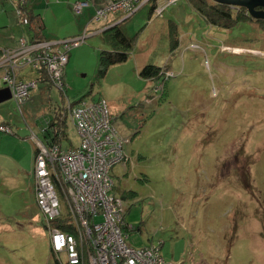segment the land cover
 Masks as SVG:
<instances>
[{
  "label": "rangeland",
  "instance_id": "1",
  "mask_svg": "<svg viewBox=\"0 0 264 264\" xmlns=\"http://www.w3.org/2000/svg\"><path fill=\"white\" fill-rule=\"evenodd\" d=\"M78 1L86 0H26L23 11L47 18L43 35L49 39L107 21L92 19L104 0H88L81 13L74 9ZM20 2L0 0L1 48L26 31ZM122 20L113 14L108 21ZM171 24L178 28L174 50ZM120 26L136 36L126 61L101 75L100 54L109 46L101 35L89 36L70 52L64 91L39 80L21 108L13 98L0 103V124L13 130H0V264H59L36 201L31 134L42 138L51 120L66 116L63 147H76L68 99H106L113 125L129 139L127 159L111 171L129 244L159 245L176 264H264L263 28L252 21L230 29L212 25L189 0L168 6L162 16L148 3ZM165 62L174 76L162 98L154 90L160 80L139 71ZM21 72L40 75L31 66ZM3 82L0 69V87Z\"/></svg>",
  "mask_w": 264,
  "mask_h": 264
},
{
  "label": "built area",
  "instance_id": "2",
  "mask_svg": "<svg viewBox=\"0 0 264 264\" xmlns=\"http://www.w3.org/2000/svg\"><path fill=\"white\" fill-rule=\"evenodd\" d=\"M177 1L105 0L96 9L93 20L108 21L113 14H121L126 19L148 3L153 14L162 16ZM87 6L88 0L78 1L74 9L81 13ZM17 12L25 24L30 23L23 8L18 7ZM88 37L86 26L80 34L60 41L21 36L16 47L2 49V79L19 108L37 87V80L20 77L21 70L27 66L45 67L51 82L64 91V67L70 52ZM164 74L166 78L174 75L171 71ZM66 110L79 135L76 147L66 148L54 140L39 138L34 131L31 134L37 147L36 201L46 219L52 251L59 264H176L163 257L159 245L137 248L127 242L123 199L114 193L111 171L127 159L124 145L129 139L120 135L113 125L108 101L83 100L73 104L68 99ZM0 130L13 131L3 124ZM48 130L50 136L56 132L49 125L45 128ZM54 220H62L74 230L66 231L54 224Z\"/></svg>",
  "mask_w": 264,
  "mask_h": 264
},
{
  "label": "trees",
  "instance_id": "3",
  "mask_svg": "<svg viewBox=\"0 0 264 264\" xmlns=\"http://www.w3.org/2000/svg\"><path fill=\"white\" fill-rule=\"evenodd\" d=\"M189 1L194 6V8L200 13V15L204 17V19L207 22H209L212 25H216L221 28H224V29H230L240 21L252 20V16L249 14L247 9L243 7H234V6H230L226 4H220V3L215 2L214 0H189ZM26 6H27L26 0L19 3V7L23 8L24 10L26 9ZM25 12H26V15L29 17L30 23L28 25H30V28L32 31V35L29 38H32L34 40H50V39H47L43 35V30L45 29V23L42 18V15L33 13L32 11H28V12L25 11ZM151 13L153 14L152 7H151ZM124 20L125 19H123L122 21ZM121 22H117L115 24L109 23L108 25H106V27L101 32V37L103 41L109 46V49L102 50L100 54L99 73L101 75H104L105 73H107L110 66L117 64V63H122L126 61L127 59H129L133 51L134 44L136 41V36L135 38L133 36H128L122 30L120 26ZM258 22L261 23V27L264 30V20H258ZM177 29L178 28L175 24H171L170 41H171L172 50H174L179 44V37L177 34ZM3 48H8V47H3ZM3 48H0V54ZM69 58H70V55H69ZM33 69L38 70L40 72V75L38 78L28 77L25 73H22V72H21L22 76L20 77L23 79H28V78L35 79L37 80V83L39 80L41 81L45 80V81H49L50 83H52L45 67H40L38 69L33 68ZM64 71H65V67H64ZM165 71L172 72V69H169L167 65L158 66L155 64H146L139 71V75L142 78L150 79V80H157V81L160 80L159 84L154 87V90L156 91V88L158 86H161L159 91L161 94L160 97L162 98L166 94L165 84L171 78V76L168 78L165 77V74H164ZM64 81H65V74H64ZM3 87H6L5 84ZM3 87H0V88H3ZM149 98L150 97L148 96V98L146 99L147 102L149 101ZM49 128L56 130L54 135H51L48 137L49 140H54L55 142L62 144L63 140L69 137L67 130H66V116L61 117V115H57L56 120H51L49 122ZM47 133L50 134V132H47ZM71 147H74V146L71 145L70 147H66V148H71ZM54 224H56L57 226L61 227L62 229L66 231L71 232L74 230L72 226L65 224L64 221L62 220H54ZM51 251H52V247H51ZM52 254H53V251H52ZM55 259L57 263H60L56 257Z\"/></svg>",
  "mask_w": 264,
  "mask_h": 264
},
{
  "label": "water",
  "instance_id": "4",
  "mask_svg": "<svg viewBox=\"0 0 264 264\" xmlns=\"http://www.w3.org/2000/svg\"><path fill=\"white\" fill-rule=\"evenodd\" d=\"M220 4H226L234 7L246 8L250 15L255 18L264 19V9H258V7L264 8V0H214ZM12 98V92L10 88H0V103Z\"/></svg>",
  "mask_w": 264,
  "mask_h": 264
},
{
  "label": "crops",
  "instance_id": "5",
  "mask_svg": "<svg viewBox=\"0 0 264 264\" xmlns=\"http://www.w3.org/2000/svg\"><path fill=\"white\" fill-rule=\"evenodd\" d=\"M104 2H105V0H104ZM104 2L102 3V4H104ZM33 9L31 8V11H32ZM33 12V11H32ZM34 13V12H33ZM36 14H40V13H36ZM42 18H43V20H44V23H45V27H46V25H47V18L46 17H44V16H42ZM93 19V18H92ZM111 21V20H110ZM110 21H106V22H103V25H96L95 27H90V26H88V25H86V26H88L89 27V36H95V35H101V32H102V30L106 27V24L108 25V23H110ZM118 22H121V21H118ZM117 23V22H116ZM115 24V23H114ZM86 26H84L82 29H81V31L79 32V33H76L74 36H76V35H78V34H80L84 29H85V27ZM23 30H26V31H24L23 32V34L21 35V36H27V37H31V35H32V31H31V28H30V25H28V26H26V27H23ZM20 36V37H21ZM19 37V38H20ZM69 37H73V36H68V37H65V38H69ZM19 38H16V37H14V43L13 44H9L8 46H4V47H8V48H14V47H16L17 45H18V39ZM65 38H63V39H65ZM47 39H49V38H47ZM50 40H53V41H60V40H62V39H56V38H54V39H50ZM1 48V47H0ZM71 60V58H69V61ZM164 65H167L168 67H169V69H171V64H170V62H165V64H163L162 66H164ZM161 66V65H160ZM64 74H65V71H64ZM19 75L20 76H22V73L20 74L19 73ZM150 80V79H149ZM152 81V80H151ZM47 128V127H46ZM13 132V131H12ZM47 132H49V130L47 131ZM46 131H45V128H44V130H43V134H42V139L43 140H46V141H48L49 139H48V137L50 136V134H48ZM46 134H47V136H46ZM15 139V138H14ZM62 145H63V142H62ZM36 146H35V149L33 150V153H32V156L34 157V159H35V154H36Z\"/></svg>",
  "mask_w": 264,
  "mask_h": 264
},
{
  "label": "flooded vegetation",
  "instance_id": "6",
  "mask_svg": "<svg viewBox=\"0 0 264 264\" xmlns=\"http://www.w3.org/2000/svg\"><path fill=\"white\" fill-rule=\"evenodd\" d=\"M258 9H264V8L263 7H258ZM258 20H264V19H259V18H255V17L252 16V20H250V21L256 22L257 25L261 26V23L258 22Z\"/></svg>",
  "mask_w": 264,
  "mask_h": 264
}]
</instances>
